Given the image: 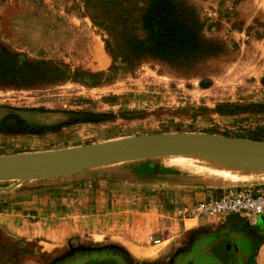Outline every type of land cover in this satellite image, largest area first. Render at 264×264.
Wrapping results in <instances>:
<instances>
[{"label": "rangeland", "instance_id": "rangeland-1", "mask_svg": "<svg viewBox=\"0 0 264 264\" xmlns=\"http://www.w3.org/2000/svg\"><path fill=\"white\" fill-rule=\"evenodd\" d=\"M184 132L264 141V0H0V155ZM152 161L99 168L81 181L97 192L70 191L61 218L54 177L0 180V264H119L107 235L124 230V209L160 219L126 250L127 264H156L169 241L149 236L195 193L264 177L262 164L205 155ZM59 220L75 231L61 246Z\"/></svg>", "mask_w": 264, "mask_h": 264}, {"label": "crops", "instance_id": "crops-1", "mask_svg": "<svg viewBox=\"0 0 264 264\" xmlns=\"http://www.w3.org/2000/svg\"><path fill=\"white\" fill-rule=\"evenodd\" d=\"M46 150H30L29 152L47 151ZM172 157V156H168ZM176 157V156H173ZM165 158V157H158ZM155 158L140 159L138 162L133 161L115 163L126 165H120L118 167L120 174H126L127 172L144 171V170H156L159 165V161H152ZM141 161V162H140ZM130 162V163H128ZM111 166V165H107ZM103 167H95L91 169H84L75 171L72 173L61 174L54 177L52 181H46L52 184V197L53 205L55 203L60 204L59 218L62 217V202H66L70 197V191L85 190L89 194L97 188L92 187L91 181L82 183L81 181L86 178H90L92 173L100 172ZM89 175V177H88ZM107 181V180H100ZM232 185L223 187L222 190H207L204 192L195 193L194 201L198 199H206L219 197L223 195L228 189L256 185L264 186V177L256 180L248 181H234ZM103 184L102 186H104ZM107 187H111V184ZM102 188V187H101ZM95 193V192H94ZM192 193H188V195ZM97 193L95 194V196ZM93 207L100 204L99 199L92 198ZM198 200L197 202H199ZM70 202H73L71 200ZM60 211V212H59ZM119 222L123 223L124 230L119 231L117 234H108V241H116L123 246H120L121 252L118 255L119 264H127L128 254L126 250L135 249L140 247L139 241L144 237V232L148 229L158 230L159 221L155 220L153 212H137L131 209H124L118 211ZM168 230L156 231L157 237L162 240L169 241L165 247L164 257L161 256L156 259V264H175L179 257L185 258L186 264H257L256 259L259 258L261 252L264 250V224L259 220H253L236 215L228 216H213L202 215L198 217H177L175 212H172L170 216ZM59 227V229H58ZM64 227H67L64 226ZM65 231L63 229V222L59 220L57 223V246H61V242L64 234V238L67 234L74 233L72 229ZM64 230V231H63ZM66 234V235H65ZM116 237V238H114ZM59 242V243H58ZM136 250V249H135ZM147 254V253H146ZM163 254V253H162ZM158 252L150 254V256H156ZM60 255L57 257L59 258ZM100 256H89L84 263L100 264ZM113 258V257H111ZM61 258L58 259L57 264H76L74 261L61 262ZM114 259H109L107 264H113ZM83 261L81 264H84Z\"/></svg>", "mask_w": 264, "mask_h": 264}, {"label": "water", "instance_id": "water-1", "mask_svg": "<svg viewBox=\"0 0 264 264\" xmlns=\"http://www.w3.org/2000/svg\"><path fill=\"white\" fill-rule=\"evenodd\" d=\"M194 154L264 162V141L198 132L132 135L62 149L0 155V180L22 182L120 162Z\"/></svg>", "mask_w": 264, "mask_h": 264}, {"label": "built area", "instance_id": "built-area-1", "mask_svg": "<svg viewBox=\"0 0 264 264\" xmlns=\"http://www.w3.org/2000/svg\"><path fill=\"white\" fill-rule=\"evenodd\" d=\"M179 214L184 217L236 215L259 220L261 216L264 218V186L230 188L219 197L206 198L193 205L184 206ZM149 240L154 245L162 243V239L154 235H150Z\"/></svg>", "mask_w": 264, "mask_h": 264}, {"label": "bare ground", "instance_id": "bare-ground-1", "mask_svg": "<svg viewBox=\"0 0 264 264\" xmlns=\"http://www.w3.org/2000/svg\"><path fill=\"white\" fill-rule=\"evenodd\" d=\"M194 155H205V156H211V157H216L219 159H226V160H231L233 163L236 162H251V163H258V164H262L264 165V162H258V161H250V160H246V159H240V158H231V157H222V156H216V155H209V154H194ZM174 156H179V155H174ZM188 156V155H187ZM168 157V156H167ZM242 164V163H241ZM238 166V165H237Z\"/></svg>", "mask_w": 264, "mask_h": 264}, {"label": "trees", "instance_id": "trees-1", "mask_svg": "<svg viewBox=\"0 0 264 264\" xmlns=\"http://www.w3.org/2000/svg\"><path fill=\"white\" fill-rule=\"evenodd\" d=\"M148 27H149V29H150V27H151V25H147ZM28 124H29V122H28ZM33 124V123H32ZM37 127H39L40 125H36ZM103 261H101V259H100V264H103L102 263ZM84 264H89V263H84Z\"/></svg>", "mask_w": 264, "mask_h": 264}]
</instances>
